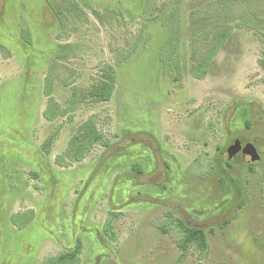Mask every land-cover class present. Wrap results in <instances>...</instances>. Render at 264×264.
<instances>
[{"label": "rangeland", "instance_id": "obj_1", "mask_svg": "<svg viewBox=\"0 0 264 264\" xmlns=\"http://www.w3.org/2000/svg\"><path fill=\"white\" fill-rule=\"evenodd\" d=\"M0 44V264H264V0H0ZM233 137L263 159L218 167Z\"/></svg>", "mask_w": 264, "mask_h": 264}, {"label": "trees", "instance_id": "obj_2", "mask_svg": "<svg viewBox=\"0 0 264 264\" xmlns=\"http://www.w3.org/2000/svg\"><path fill=\"white\" fill-rule=\"evenodd\" d=\"M24 32L23 30L21 31ZM226 35H223L220 37L218 43L215 45V47L210 51L209 55L203 59V62L200 66L194 67L192 69V76L195 78H201L205 75L208 64L212 58V56L217 52L220 44L225 40ZM0 46H2L0 44ZM114 75L111 76L110 81L102 82L101 86L94 90L92 92L95 101H105L108 100L111 96V93L113 91L114 87ZM45 95L48 96V101L46 108L44 109L42 115L47 121L53 120L56 115L58 114L57 111H54L53 103L54 100L52 97H50V93L48 90L44 91ZM58 108V106H57ZM246 125H250V121H246ZM86 132L83 133L82 140L83 143L79 148L73 149V152L71 153V157L75 161H81L84 157V149L89 148L91 145H93L96 142L101 141V135L96 129L94 123L92 120H88L85 123ZM73 139L69 141V146L73 144ZM61 156L57 155L55 156L56 164L61 165ZM20 213H15L10 216V222L15 225L18 229H22L29 219L32 217L33 213L30 211L29 213H21L26 214L25 219L23 221H18L17 217ZM178 227L181 230V238L178 240L177 244L181 251H186L189 247L195 246L198 248H204L206 246V237H205V231L202 227H192L189 225H186L183 221H178ZM103 231L111 239L116 238V233L112 229V218L111 215L108 216L104 222L103 225ZM81 251V242L79 240L76 241V244L74 248L71 251H67L64 253H61L57 256H52L48 258L49 263L51 264H80V254Z\"/></svg>", "mask_w": 264, "mask_h": 264}, {"label": "flooded vegetation", "instance_id": "obj_3", "mask_svg": "<svg viewBox=\"0 0 264 264\" xmlns=\"http://www.w3.org/2000/svg\"><path fill=\"white\" fill-rule=\"evenodd\" d=\"M246 143H252L254 146L255 144L249 139V138H244V139H239L237 137H233L225 147H223L221 149V151L218 153V158H219V165L218 167L222 165H224V167H234V166H237L238 164L240 163H243V164H246L248 163V161H250L246 156H244L242 154V151L241 149H236V146H244ZM232 148V149H235L234 150V153L230 156H226V155H223L224 151L227 149V148ZM256 148V146H255ZM257 150V149H256ZM258 155H259V159L257 161H261L263 159V155H261L258 151H257ZM251 162V161H250ZM255 162V161H254ZM15 226V225H14ZM17 228V227H16Z\"/></svg>", "mask_w": 264, "mask_h": 264}, {"label": "water", "instance_id": "obj_4", "mask_svg": "<svg viewBox=\"0 0 264 264\" xmlns=\"http://www.w3.org/2000/svg\"><path fill=\"white\" fill-rule=\"evenodd\" d=\"M236 149H241L242 154L246 156L251 162L257 161L259 159V155L255 146L252 143H246L244 146H236ZM235 149L227 148L223 155L230 156L234 153Z\"/></svg>", "mask_w": 264, "mask_h": 264}]
</instances>
